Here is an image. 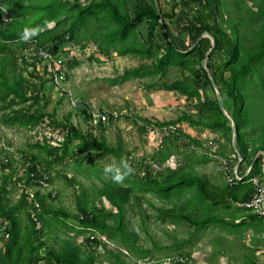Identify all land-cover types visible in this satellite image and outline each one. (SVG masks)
Returning a JSON list of instances; mask_svg holds the SVG:
<instances>
[{
  "label": "trees",
  "instance_id": "16d2710c",
  "mask_svg": "<svg viewBox=\"0 0 264 264\" xmlns=\"http://www.w3.org/2000/svg\"><path fill=\"white\" fill-rule=\"evenodd\" d=\"M166 1L173 2L170 11H165L160 0H52L39 8L32 0H0V130L20 129L28 138L37 137L31 151L22 152L23 163L18 167L9 149L11 143L7 145L0 133V165L7 163L10 168L0 186V221L9 223L0 236V264H133L136 259L162 252L170 254L168 251L173 249L190 258L194 251L184 249L188 242L184 239L172 245L155 242L149 247L142 243L140 230L128 215H139L145 225L151 218L144 208L145 201L156 211L157 220L174 226L183 221L193 227L190 240L195 230L226 219L234 205L231 218L236 210L248 211L249 219L259 222L264 230V219L246 206L255 194L250 179H264V0ZM4 8L11 17L7 23L3 19ZM37 10H47L48 14L39 13L31 18V12ZM66 22L70 26L62 30ZM51 23L55 26L48 28ZM169 23L173 24L175 34ZM142 25H146V31L141 34ZM25 27H37L40 31L24 41L21 34ZM92 40L98 43V52L104 57H112L117 51L120 56L146 60L137 68L125 69L111 81L113 85L133 78L146 79L145 88L151 90L173 68L181 71L182 78L164 82L161 87L185 96L190 109L173 121H153L129 109L124 117L132 120L141 135L180 125L176 132L166 136L160 152L153 157L163 166L178 152L191 160L189 163L176 168L166 165L157 171L146 158L139 163L132 159L123 139L113 145L104 136L99 137L95 129L84 131L76 126L73 111L63 120L58 118L56 109L48 111L51 100L47 86H55L56 74L61 73L69 86L70 72L79 64L67 45L73 42V46H85ZM40 49L52 53L56 63L39 59ZM93 59L101 60L95 56ZM56 90L60 103L68 101V91ZM74 96L78 99L76 110L87 121L93 120V106ZM185 123L220 132L228 142L234 141L235 125L239 154L233 148L235 158L228 159V163L232 169L239 164L242 174L252 167L244 180L234 184L226 180L221 188L211 189L209 181L196 170L197 164L208 162L211 157L197 155L195 148L201 142L186 132L182 126ZM44 124L54 130L62 129L63 141L53 145L51 137L42 133ZM95 125L102 130L107 127L102 121ZM177 141H181L183 149ZM107 155L123 157L133 172L121 182L114 181L111 174L108 180L103 179L104 171L97 167L94 158ZM67 158L74 161L76 174L86 163L94 168L103 183L98 191L100 205L86 190L85 199L80 198L75 212L52 204L57 192L45 190L42 181L52 184L53 171ZM21 168L22 176L18 174ZM63 170L57 169L56 173ZM65 178L70 185H76V175ZM8 185L18 198L11 205L7 196L12 190ZM33 187L34 198L30 200ZM147 194L157 196L164 205L156 206ZM104 198L116 211L105 206ZM70 221L75 225L70 226ZM68 229L75 230L72 238H63L60 244L48 243L52 235L56 238L58 231ZM88 231L84 238L86 247L76 243ZM92 236L96 238L92 240Z\"/></svg>",
  "mask_w": 264,
  "mask_h": 264
},
{
  "label": "rangeland",
  "instance_id": "374dc122",
  "mask_svg": "<svg viewBox=\"0 0 264 264\" xmlns=\"http://www.w3.org/2000/svg\"><path fill=\"white\" fill-rule=\"evenodd\" d=\"M51 1L52 0H32L33 5L38 6L37 8L45 6ZM159 3L164 7L165 11H170L173 2L160 0ZM64 9L65 8L60 11H64ZM31 13H34V15L31 14V18H36L39 13H45V15L48 14L47 10H37ZM66 24L61 26L62 30L68 29L70 26L69 22H66ZM169 25L172 32L175 34L176 31L173 24L169 23ZM54 26L55 23H51L48 28ZM145 31L146 25H142L140 27L141 34ZM72 43L67 45V50L71 51V55L79 61V64H75L72 68L68 85L76 95L82 97L86 103L91 104L93 109H129L136 115L143 118H149L153 121H173L176 120L184 110L190 109L185 96L161 87L164 82L171 83L182 78V73L179 69L173 68L165 78H160V84L151 90L145 88L144 81L146 79L141 80L133 78L124 83L113 85L111 81L118 77V75L123 74L125 69L137 68L143 62H146V60H142L140 57L133 55L120 56L117 51L113 52L112 57H104L98 52V43L94 40L87 41L85 46H82L81 44L73 46ZM94 56L101 60H94ZM38 67L43 71L42 64ZM31 70L32 68H30V71ZM34 81L37 80L34 78ZM47 87L46 92L51 100L48 111L52 112L56 109L60 120H63L70 111H73L72 121L76 126L84 131L87 129L91 130L92 128L95 129V133L99 137L104 136L113 145H116L120 138L123 139L126 150L131 154L130 157L135 159L137 163L142 161L143 158H146L147 161L153 165L154 169L159 171L160 167L163 168L166 167V165H171L173 168H176L191 161L185 155L177 152L172 156L169 163H165L161 166L153 156L160 152L164 139L171 134L156 129L150 131L146 135H141L132 120L125 117H122L119 121H116L113 124L110 123L106 125L107 127L102 130L92 121H87L84 118V115L77 111L76 108H73L66 99L60 103L61 96L53 84L50 83V86ZM193 111L194 110H192V112ZM45 125L46 124H44L42 133L51 137L53 145L56 144L57 141H63L64 134L62 129L54 130L53 127ZM176 126L179 127L180 125ZM182 126L188 134H191L200 140V146L195 148L197 150V155L205 154L211 157L210 161L196 165L197 172H199L204 179L209 181V187L211 189L217 187L221 188L225 185L227 180L225 177L224 162L228 161V159L235 158L233 152L234 141L228 142L224 140L221 137L220 132L217 131L203 127H191L187 123L182 124ZM0 133L6 138L5 143L7 145H9V142L11 143L9 149L13 153L12 156L15 158V164L21 165L23 163V157L21 156L22 152L31 151V145L35 143L34 140H36L37 137H33V139L28 138L25 131L20 129L2 128ZM185 141L186 140H184V142ZM176 144L180 149L184 148L181 141H177ZM0 145H2V141L0 142ZM221 153H225L226 156ZM112 158L113 156L107 155L103 158L95 157L94 159L97 162V167L104 171L105 165L110 162ZM6 165H0V186L3 181V175L10 172V168ZM73 166L74 161L72 158H67L65 163L59 166L57 165V168L53 171L54 179L52 184L44 186V189L47 191L57 192V196L51 199L52 204L56 208H65L75 212L78 209L80 198L82 200L85 199L84 191L86 190L85 192L87 195L95 198L97 204L100 205L98 191L103 186V183L96 177L94 168L89 167L88 163H86L82 168V171L76 174ZM57 169L64 170L61 174H57ZM65 175L68 177L76 175V185L72 186L67 183ZM110 177V174H106L105 172L102 173L103 179L108 180ZM8 189H11V187L9 186ZM32 190L34 191L35 187H33ZM7 199L10 201L9 205H11L15 203L18 198L16 197V193L12 190L11 195H8ZM147 199L153 202L156 206L164 205L161 200L153 194H147ZM104 204L109 210L116 211V208H114L105 198ZM143 205L144 208L148 209V215L151 217L145 221V225L142 224L139 215L134 217L130 214L128 215V218L131 219V222L135 226H138L142 235V240L144 241H142V243L144 245L151 247L155 242L163 245H172L176 240L182 241L184 239L188 241L184 246L185 250H193L202 254L207 247L208 243L206 242L211 241L206 237V234L208 233L206 231L207 229L195 230V234L192 236V240H190V231L193 227L189 224L183 221H180V223L175 226L169 222L163 223L156 219V211L150 203L145 201ZM140 209L141 208H139V210ZM73 225H75L74 222L70 221V226ZM74 233L75 230L69 229L65 232L58 231L56 234L57 237L55 238V236L52 235L48 243L54 244L55 242L60 244L63 238H72ZM87 235H89V231L86 232L84 236H81L76 243H80L86 247V241L84 238ZM1 246H3V243H0V247ZM100 251L102 250L100 249ZM176 252L175 249L170 252L168 251V253Z\"/></svg>",
  "mask_w": 264,
  "mask_h": 264
},
{
  "label": "crops",
  "instance_id": "0c3cea01",
  "mask_svg": "<svg viewBox=\"0 0 264 264\" xmlns=\"http://www.w3.org/2000/svg\"><path fill=\"white\" fill-rule=\"evenodd\" d=\"M236 206H232L235 211ZM228 211V214L230 215ZM226 211L224 212V214ZM226 216L206 231L207 247L202 254L194 251L196 264H258L264 263V230L260 223L249 219V212L236 210L234 218Z\"/></svg>",
  "mask_w": 264,
  "mask_h": 264
},
{
  "label": "built area",
  "instance_id": "2783aa9c",
  "mask_svg": "<svg viewBox=\"0 0 264 264\" xmlns=\"http://www.w3.org/2000/svg\"><path fill=\"white\" fill-rule=\"evenodd\" d=\"M4 15L3 19L5 23L11 20L10 13L6 8H4ZM39 59L44 60V62H55L56 58L54 55L48 51H45L43 49H40L37 54ZM60 61L58 60L57 65H60ZM54 84L56 88H63L64 90L68 91L69 95L67 97L68 102L72 105L73 108L78 107V99L74 92L71 91L69 86L66 85V77L64 73L56 74ZM128 109H121V110H107L100 111L97 109L92 110L93 120H91L94 124L100 123L101 121L104 122L106 125L119 121L122 117H124L128 113ZM178 127L176 125H170L165 128H159L158 130H161L165 133H171L176 132ZM239 165H236L233 169L230 168L228 161L224 162V171H225V177L227 179V182L230 184H234L235 182H241L244 180V178L250 173L251 168L249 167L245 174L240 173L239 171ZM250 182L253 184L255 194L252 197V199L246 204V206L252 210L255 214H257L259 217L264 219V179L260 177H254L250 179ZM44 183V186H48L49 184L45 183V181H42ZM19 186L22 187L23 185L19 183ZM34 192L32 189L29 192V199L32 200L34 198ZM3 223V225L0 227V236L5 234L6 226L9 225L8 221H0ZM6 237L8 238L9 235L6 234ZM92 240L96 238V236L91 237ZM102 250L103 248L100 247L99 250ZM195 259L193 257H187L185 255H181L179 253H170V254H158L156 256H150L145 257L141 259L134 260L133 264H196ZM258 264H264L259 262Z\"/></svg>",
  "mask_w": 264,
  "mask_h": 264
},
{
  "label": "clouds",
  "instance_id": "9594fccd",
  "mask_svg": "<svg viewBox=\"0 0 264 264\" xmlns=\"http://www.w3.org/2000/svg\"><path fill=\"white\" fill-rule=\"evenodd\" d=\"M39 31L40 29L37 27H25L21 34V39L24 41H28L32 37L36 36ZM17 166L19 167L20 165ZM104 172L106 174H111L114 181L121 182L133 172V168L131 167L129 161H127L123 157L119 159L113 157L111 161L105 165ZM23 173V168H21L18 174L22 176Z\"/></svg>",
  "mask_w": 264,
  "mask_h": 264
},
{
  "label": "water",
  "instance_id": "95a60500",
  "mask_svg": "<svg viewBox=\"0 0 264 264\" xmlns=\"http://www.w3.org/2000/svg\"><path fill=\"white\" fill-rule=\"evenodd\" d=\"M157 5H158V1H157ZM205 35H207V34H205ZM205 64H206V62H205ZM222 108H223V102H222ZM225 114H226L228 117H230L227 111H225ZM233 125H234V123H233ZM234 149H235V151L239 154V152H238V147H237V128H236L235 125H234ZM241 161H242V160H241ZM238 165H239V164H238Z\"/></svg>",
  "mask_w": 264,
  "mask_h": 264
}]
</instances>
